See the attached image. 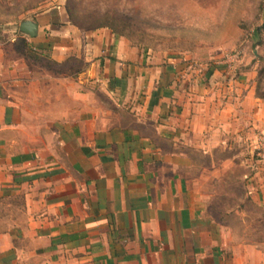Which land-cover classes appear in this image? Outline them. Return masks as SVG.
I'll use <instances>...</instances> for the list:
<instances>
[{
	"label": "crops",
	"instance_id": "0c3cea01",
	"mask_svg": "<svg viewBox=\"0 0 264 264\" xmlns=\"http://www.w3.org/2000/svg\"><path fill=\"white\" fill-rule=\"evenodd\" d=\"M27 1H3L38 29L0 31V264H264V241L208 211L233 185L237 207L264 211L252 155L264 99L248 74L155 64L109 29L75 26L61 3L37 14ZM20 40L85 66L55 73Z\"/></svg>",
	"mask_w": 264,
	"mask_h": 264
},
{
	"label": "rangeland",
	"instance_id": "374dc122",
	"mask_svg": "<svg viewBox=\"0 0 264 264\" xmlns=\"http://www.w3.org/2000/svg\"><path fill=\"white\" fill-rule=\"evenodd\" d=\"M3 1L0 0V31L7 30L6 23L12 21L9 35H17L19 21L24 18L22 12L17 7L4 5ZM29 2L37 14L61 3V7L74 14L73 24L85 32L94 31V20L106 13L121 18L127 23L126 39L140 52L148 53L155 64L186 58L193 66L196 64V69H209L224 67L226 56L239 54L241 63L235 65L232 74L247 73L264 94V0H30L27 4ZM247 146L250 151L252 142L248 141ZM253 151V158H258L255 147ZM239 197H243L242 191L238 185H233L228 197H217L209 206V214L240 240L264 241V211L248 198L237 207ZM240 209L247 214L245 223L235 213ZM16 211L13 209V214L19 215ZM3 212L0 209V213ZM6 224L8 227L9 222L0 221L1 227Z\"/></svg>",
	"mask_w": 264,
	"mask_h": 264
},
{
	"label": "trees",
	"instance_id": "16d2710c",
	"mask_svg": "<svg viewBox=\"0 0 264 264\" xmlns=\"http://www.w3.org/2000/svg\"><path fill=\"white\" fill-rule=\"evenodd\" d=\"M66 12L68 14L69 21L73 23L74 14L68 8H66ZM126 24L127 23L121 18L112 16L110 15V13H106L94 20V26L92 30L106 28L109 29L116 37L127 38V35L124 32V27H126ZM259 30L260 28L256 30V34H258ZM19 47L23 55L27 59L55 73H79L85 66L80 60L75 57H70L62 63L55 62L50 56L49 49L35 48L30 43H27L24 40H20ZM256 97L264 99V94L260 92L257 86Z\"/></svg>",
	"mask_w": 264,
	"mask_h": 264
},
{
	"label": "built area",
	"instance_id": "2783aa9c",
	"mask_svg": "<svg viewBox=\"0 0 264 264\" xmlns=\"http://www.w3.org/2000/svg\"><path fill=\"white\" fill-rule=\"evenodd\" d=\"M238 63H241L239 54L225 57L224 64L228 67L229 70H232ZM256 151L258 153V156L261 159H264V136L258 139V146L256 147Z\"/></svg>",
	"mask_w": 264,
	"mask_h": 264
},
{
	"label": "water",
	"instance_id": "95a60500",
	"mask_svg": "<svg viewBox=\"0 0 264 264\" xmlns=\"http://www.w3.org/2000/svg\"><path fill=\"white\" fill-rule=\"evenodd\" d=\"M38 25L31 21H23L19 25V32L29 36L30 38H34L37 34Z\"/></svg>",
	"mask_w": 264,
	"mask_h": 264
}]
</instances>
